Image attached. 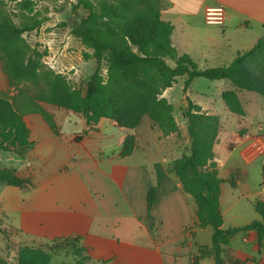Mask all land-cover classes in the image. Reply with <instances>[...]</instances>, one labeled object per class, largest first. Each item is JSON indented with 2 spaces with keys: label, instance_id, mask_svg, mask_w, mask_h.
I'll use <instances>...</instances> for the list:
<instances>
[{
  "label": "crops",
  "instance_id": "crops-1",
  "mask_svg": "<svg viewBox=\"0 0 264 264\" xmlns=\"http://www.w3.org/2000/svg\"><path fill=\"white\" fill-rule=\"evenodd\" d=\"M217 4L226 7L225 23L207 24L205 8ZM161 17L174 25L172 42L178 51L188 53L201 68L229 64L239 51L252 48L264 36V0H163ZM229 88L234 86L226 85L221 94ZM170 89L163 95L168 97ZM247 98L254 100L251 95ZM201 106L211 113L209 106ZM53 118L56 129L39 114L24 116L31 145L27 164L17 172L30 182L2 187L0 207L2 216L11 222L9 227L22 239L80 237L90 258L88 264H195L199 246L212 244L213 230L200 226L195 199L184 190L172 168L174 160L188 151L166 146L175 133L163 136L159 128L143 124L126 130L107 118L90 129L86 119L74 111H57ZM130 132L135 133L138 143L132 154L122 156ZM252 136L264 138V133L247 131L244 142L231 153L238 150L257 163L253 153L245 155ZM163 147L168 151L163 152ZM234 166L229 171L237 168ZM224 179L221 205L223 227L227 228L223 194L231 183L227 176ZM153 185L155 235L150 230L147 207ZM255 219L259 218L241 224L234 216L230 226H243ZM243 232L242 244L234 245L235 235L223 257L228 264L238 260L264 264V241L259 246L255 230ZM197 264H215V260L209 256Z\"/></svg>",
  "mask_w": 264,
  "mask_h": 264
},
{
  "label": "trees",
  "instance_id": "trees-1",
  "mask_svg": "<svg viewBox=\"0 0 264 264\" xmlns=\"http://www.w3.org/2000/svg\"><path fill=\"white\" fill-rule=\"evenodd\" d=\"M25 11L19 24L0 18V60L7 73L9 89H0V151L23 155L31 145L30 128L24 120L28 113L40 112L52 129L50 117L38 105V100L51 101L83 114L90 129L102 118L120 127L134 129L145 115H149L164 136L179 132L174 105L162 94L172 87L179 76L187 75L185 90L193 79L228 80L234 88L226 89L221 97L228 109L245 115L246 110L238 90L256 92L264 98V36L250 49L239 51L229 63L201 68L188 53H180L172 42L174 25L162 19L163 0H77L75 11L82 7L74 31L84 46L92 49L97 66L85 89L71 86L64 76L54 72L43 62L46 52L31 47L23 37L26 31L39 28L44 19L30 15L35 0H22ZM77 13V12H75ZM169 60L174 61L170 65ZM186 119L190 147L174 160L172 168L184 190L195 199L197 217L202 227L213 230L212 244L200 245L194 263L212 256L215 264H228L223 257L232 238L240 231L255 230L259 246L264 241V201L254 202L261 219L243 226L223 227L221 205L222 183L219 163L214 150L218 141L221 119L209 113L187 96L181 109ZM231 140L226 150L232 152L244 139ZM252 136L249 139H253ZM136 147L133 134L125 137L122 156L132 154ZM264 180V164L262 165ZM0 181L23 186V180L8 169L0 168ZM233 187V174L228 179ZM156 189L153 185L147 197L148 222L156 233L152 207ZM61 241V242H59ZM53 245L19 244L13 264H54L56 253L67 251L75 256V263L88 264L89 256L80 244V237L54 240ZM234 264H243L238 260Z\"/></svg>",
  "mask_w": 264,
  "mask_h": 264
},
{
  "label": "rangeland",
  "instance_id": "rangeland-1",
  "mask_svg": "<svg viewBox=\"0 0 264 264\" xmlns=\"http://www.w3.org/2000/svg\"><path fill=\"white\" fill-rule=\"evenodd\" d=\"M21 1L22 0H0V18L7 17L19 24L25 12L20 4ZM35 2L34 12L30 15L35 14L37 18L44 19V22L39 28L24 32V39L31 47L41 52H46L43 56V62L46 66L54 72L64 76L66 81L74 88L85 89L91 74L97 66L96 57L90 55L93 52L92 49L84 46L74 31V25L78 19V15L85 14V11L82 7L75 11L73 5L77 0H35ZM169 63L170 65L175 64L173 60H169ZM186 79L187 75L179 76L168 91V97L164 96V93L162 94L173 103L174 115L180 127L179 132H176L172 136L173 138L171 137L168 139L166 146L177 145L180 149L189 150L190 138L187 131L186 119L183 117L181 110L187 104V96L194 102L203 105L205 108L209 106L210 109L208 110L213 114H218L222 123L219 138L214 147L216 159L219 163L220 176L222 178L227 176L226 180L228 181V179L231 178V174H233V180L236 182L235 187H237L239 182L243 184L238 188H233L228 183V185L224 187L223 207L225 210L226 225L230 227L232 223L230 218H234V216L237 218V223L241 224L255 217L261 219V216L255 210L254 202L259 199L264 200V184L261 165V161L264 160V138L254 137L251 139L253 141L250 142L248 150L245 152L246 156L249 155L250 152L257 156V163L244 158L238 150L234 153L235 155L228 152L226 146L231 140L235 139V137L241 135V131L245 132V134L247 131L253 134L264 133V98L255 92L247 90L239 91L240 98L246 110L245 115H239L231 112L221 97L223 87L230 84L228 80H210L205 77H197L193 79L190 86L185 90ZM0 89H9L7 73L1 60ZM248 95L253 96L254 100L249 101L247 98ZM37 105L49 114L50 117H53V114L57 111L63 113L73 111L63 104L51 101L38 100ZM29 114H39L44 118L43 114L40 112L28 113L25 115L28 116ZM77 114L79 117L84 118L83 114ZM114 123L118 125L116 122ZM141 124L147 128L151 126L155 130L159 128L149 115L143 117L138 127H140ZM243 127H245L247 131ZM129 134L135 136L137 146L138 142L135 133L130 132L127 135ZM245 134H243L242 137L245 136ZM159 139H162V137ZM154 141H157L156 137ZM154 146H156V142L153 143V147ZM162 150L163 152L168 151L167 147H163ZM27 151L28 148L23 155H19L15 152L0 151V168L13 171L16 176L23 180V185L29 183L30 179L19 175L17 168L27 164ZM234 165H237V168H233L229 171V167ZM7 184V182L0 181V192L2 187L7 186ZM233 202L234 205L228 207L233 204ZM9 224H11V222L8 218L2 216L0 207V264L14 263L16 249L19 244L50 246L55 243L54 240L22 239L17 230L10 228ZM205 232L208 233L209 231ZM243 235V231L236 234L237 237L234 240V245L239 246L242 244ZM202 236L203 235H201V237ZM75 260L73 253L67 251L56 253L53 257L54 264H60L62 262L75 263Z\"/></svg>",
  "mask_w": 264,
  "mask_h": 264
},
{
  "label": "built area",
  "instance_id": "built-area-1",
  "mask_svg": "<svg viewBox=\"0 0 264 264\" xmlns=\"http://www.w3.org/2000/svg\"><path fill=\"white\" fill-rule=\"evenodd\" d=\"M227 17V10L223 4L207 6L205 8V21L210 25H223Z\"/></svg>",
  "mask_w": 264,
  "mask_h": 264
}]
</instances>
